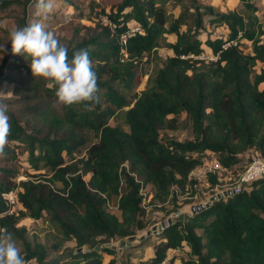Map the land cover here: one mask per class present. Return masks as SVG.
Instances as JSON below:
<instances>
[{
	"label": "trees",
	"instance_id": "obj_1",
	"mask_svg": "<svg viewBox=\"0 0 264 264\" xmlns=\"http://www.w3.org/2000/svg\"><path fill=\"white\" fill-rule=\"evenodd\" d=\"M66 1L91 24L75 23L69 37H56L68 49L69 59L88 50L99 102L91 110L82 105L54 107L55 90L32 77L22 55L11 54L12 30L0 25V46L5 49L0 50V83L12 84L11 94L0 96L9 105L11 124L0 157V212L9 208L2 194L17 187L23 207L1 215L0 223L21 235L25 227L16 225L18 219L47 213L62 234L83 249L45 264H116L113 259L104 262V254L116 252L105 243L145 226L142 187L152 186L151 202H164L172 185L185 187L189 171L205 154L215 153L227 167L246 159L252 149L264 154V88L259 87L264 67L254 71L258 62L264 65V26L256 5L248 0H240L243 13L222 11L204 0H116L109 8L90 0L85 13L77 1ZM33 2L0 0V19L12 13L14 27L25 26ZM205 18L209 24L226 25L227 37L202 40ZM135 26L123 41L122 35ZM167 34L175 38L166 40ZM242 38L251 40L250 52L239 46ZM162 41L172 54L148 72L144 88L136 90L147 73L145 64L159 57L156 49ZM203 43L215 59L200 56ZM180 112L191 120L192 139H162L168 115ZM118 113L123 122L114 119ZM89 132L95 140L89 139ZM82 146L85 156L76 158ZM20 153L27 154L37 172L27 173L17 184L15 161ZM114 196L120 216L107 207ZM157 236L144 264H157L169 249L183 246L189 247V254L182 264H264V174L174 219ZM33 256L44 262L37 249L27 248L23 255Z\"/></svg>",
	"mask_w": 264,
	"mask_h": 264
},
{
	"label": "rangeland",
	"instance_id": "obj_2",
	"mask_svg": "<svg viewBox=\"0 0 264 264\" xmlns=\"http://www.w3.org/2000/svg\"><path fill=\"white\" fill-rule=\"evenodd\" d=\"M77 1L84 9L83 12L88 13V3L90 0H75ZM95 2H102L105 4L106 8H109V4L116 0H94ZM254 2L257 7L255 13L258 16V19L264 26V0H248ZM213 4L217 9L226 11L228 9H235L239 12H245L246 9L244 4L240 0H204ZM55 10L51 18L47 21L48 30L53 31L55 34L62 33L65 38L70 36V31L72 26L75 23L91 24V21L86 18H80L78 16L77 10L74 9L66 0H54ZM35 5L36 0L29 9L28 23H30L35 17ZM99 8V6H97ZM180 8L177 6L172 9L174 15L179 12ZM17 14V12H16ZM205 30L200 34V38L204 40L207 36L216 37L222 36L226 38L228 35V27L224 24L212 25L208 23V18H205ZM15 20L13 14L11 13L8 17L2 16L0 19V25L5 27L7 30H13ZM183 29L186 28V25L182 26ZM7 34L4 33V36ZM174 34H167L166 40H173ZM204 47V52L200 56L209 59L213 56L210 49L202 44ZM239 46L245 52H250L252 47V42L249 39L242 38L240 40ZM157 54L159 57L152 58L150 62L145 64V71L147 73L141 79L140 85L136 90L144 88L146 84V79L148 72H151L156 65H161L165 57L169 54H172V50L166 45L165 41H162L161 44L157 47ZM1 55V54H0ZM264 65L261 62H258L254 66V71H259ZM12 84L7 81L0 83V93L8 94L11 93ZM259 87L264 88V83H261ZM115 120L123 122V118L118 113L115 117ZM160 137L162 139H175V140H189L192 139V127L191 120L187 117L185 112H180L177 114H169L168 121L164 127L160 130ZM89 139L95 140L92 132H89ZM86 146L80 147L75 152L76 158H83L85 156ZM261 156L264 158V154H261L257 150H250L247 158L234 164V166L228 167V169L222 175H211L205 181H201L196 189H193L191 192H196V198L186 197L185 193L171 194L168 196L167 200L164 202H158L157 200L152 201V191L153 188L151 185H146L142 188V205L145 209V214L143 217L145 226L136 233L125 236L122 238H115L107 241L105 244L110 245L116 249V252L113 254H104V262H107L110 259H113L116 264H144L145 261L149 260L153 254L152 244L158 240V236L155 228L163 226L164 223H169L176 218H183L185 214L192 211L191 206L205 202L209 200L211 196L226 195L234 185L238 174L241 173L250 159L253 156ZM26 153H20L15 163L19 168V174L15 177V181L18 182L22 179L28 177L27 173L37 172L29 166ZM41 171H45L41 169ZM85 178H88V175H85ZM126 185L123 183L121 185V190H124ZM21 189L17 187L14 191ZM190 192V193H191ZM108 209L111 212H114L120 216V210L117 207V197H111L107 205ZM23 208L22 205L17 204L15 210ZM17 226H24L25 230L20 233H13V237L16 241L17 246L21 249V255L23 256L27 252V248L30 250L37 249L44 256V262H39L38 258L33 256L31 258L25 259L27 264H45L50 263L54 260H65L69 257L71 252L76 251L79 247H76V241L74 238L65 237L60 231L58 225L49 219V215L44 213L39 218H31L30 216H23L17 221ZM145 239V240H143ZM28 245V246H27ZM188 248L178 247L175 249V262L176 264H182V258H186L189 254ZM77 252V251H76Z\"/></svg>",
	"mask_w": 264,
	"mask_h": 264
},
{
	"label": "clouds",
	"instance_id": "obj_3",
	"mask_svg": "<svg viewBox=\"0 0 264 264\" xmlns=\"http://www.w3.org/2000/svg\"><path fill=\"white\" fill-rule=\"evenodd\" d=\"M54 10V0H36L35 18L9 33L11 54L22 55L29 62L32 77L43 81L48 89L55 90L54 107L82 105L85 110H91L99 98L97 76L92 70L88 50H79L69 59L68 49L47 28V21ZM0 50L4 52V46H0ZM8 113L9 105L0 101V157L5 155L11 135ZM0 264H27L13 234L6 229H0Z\"/></svg>",
	"mask_w": 264,
	"mask_h": 264
},
{
	"label": "built area",
	"instance_id": "obj_4",
	"mask_svg": "<svg viewBox=\"0 0 264 264\" xmlns=\"http://www.w3.org/2000/svg\"><path fill=\"white\" fill-rule=\"evenodd\" d=\"M137 27H133L131 30L127 32V34L122 35L123 41H125L126 35L132 34ZM202 57V56H201ZM216 56L213 55L210 59H215ZM228 169L227 166L223 165L221 159L215 153H208L202 156L200 162L196 164L188 173L187 182L185 183V187L181 188L178 185H172L170 188L171 194H179L185 193L186 197H194L196 198V192H191L193 189H196L198 184L201 181H205L211 175H222ZM264 174V158L261 156H253L245 169L238 174V177L232 186L233 192H237L241 190L244 186H247L252 180ZM143 188V187H142ZM141 188V191H142ZM191 192V193H190ZM3 198L6 200L9 208L3 212H0V216L4 213H12L16 212L15 206L20 204L17 199L16 191L11 190L8 192H4L2 194ZM0 229H3L0 223ZM157 264H169L168 258H164Z\"/></svg>",
	"mask_w": 264,
	"mask_h": 264
},
{
	"label": "water",
	"instance_id": "obj_5",
	"mask_svg": "<svg viewBox=\"0 0 264 264\" xmlns=\"http://www.w3.org/2000/svg\"><path fill=\"white\" fill-rule=\"evenodd\" d=\"M232 193H234V192H233V189L231 188V190H230L226 195H228V194H232ZM222 196H223V195H221V193H218L217 196H216V195L211 196L210 199H209V200H206L205 202H202V203L196 204L195 206H191L192 212L198 211V210H200V209H202V208H204V207H206V206H209L212 200H214V199H218V198H220V197H222ZM170 222H172V221H170ZM170 222H169V223H170ZM167 224H168V223L165 222L164 225H163V226H162V225L159 226V228H155V227H154V231L158 232L159 230H161V229H162L164 226H166ZM82 249H83V247L79 246V247L76 249V251L80 252V251H82Z\"/></svg>",
	"mask_w": 264,
	"mask_h": 264
},
{
	"label": "crops",
	"instance_id": "obj_6",
	"mask_svg": "<svg viewBox=\"0 0 264 264\" xmlns=\"http://www.w3.org/2000/svg\"><path fill=\"white\" fill-rule=\"evenodd\" d=\"M241 162V161H240ZM239 163V162H238ZM238 163H235V165L236 164H238ZM232 166H234V165H232ZM183 247H185V248H188L187 250H188V252H189V247L188 246H183ZM176 249V248H175ZM175 249H169L168 251H167V254H166V258H168V260H171V258L173 259V264H174V261H175V253H174V251H175ZM177 262H175V264H176Z\"/></svg>",
	"mask_w": 264,
	"mask_h": 264
}]
</instances>
